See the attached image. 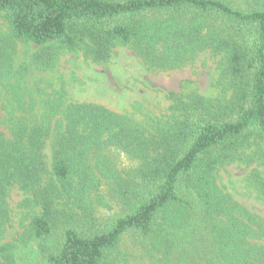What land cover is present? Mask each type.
<instances>
[{"label":"trees","instance_id":"trees-1","mask_svg":"<svg viewBox=\"0 0 264 264\" xmlns=\"http://www.w3.org/2000/svg\"><path fill=\"white\" fill-rule=\"evenodd\" d=\"M233 1L0 0L11 37L37 46L31 64L44 70L61 49L102 62L128 46L162 71L223 56L218 96L172 95L153 131L95 104L47 100L37 118L35 99L15 100L0 131V221L16 186L40 208L30 233L57 235L46 264H126L128 235L149 264H264V219L216 184L250 147L264 156V0ZM9 65L0 49V77ZM253 182L264 199V180Z\"/></svg>","mask_w":264,"mask_h":264},{"label":"rangeland","instance_id":"rangeland-1","mask_svg":"<svg viewBox=\"0 0 264 264\" xmlns=\"http://www.w3.org/2000/svg\"><path fill=\"white\" fill-rule=\"evenodd\" d=\"M0 49L11 59L9 73L0 77V131H6L12 114L18 116L12 105L19 97L37 101V118L47 112L44 101L60 100L62 108L75 103L99 105L153 131L156 120L168 119L172 95L214 99L223 86L220 82L223 56L208 51L199 53L182 68L162 71L148 69L128 46L116 45L102 62L92 61L82 50L61 49L52 67L37 68L31 64V57L38 47L12 38L3 14H0ZM23 69L25 75L18 76ZM50 148L49 139L44 148L48 171ZM216 177V184L233 202L264 219V199L253 185L256 177L264 180L262 146L250 147L244 161L234 160L220 166ZM30 199L16 186L8 191L5 217L0 221V264H46L43 251L57 242V235L42 241L30 233L31 221L40 213ZM122 241L119 259L126 260V264H149L143 261L137 239L128 235Z\"/></svg>","mask_w":264,"mask_h":264}]
</instances>
